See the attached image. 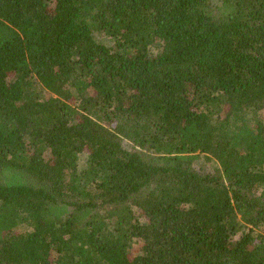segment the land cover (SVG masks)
Wrapping results in <instances>:
<instances>
[{
  "label": "trees",
  "instance_id": "1",
  "mask_svg": "<svg viewBox=\"0 0 264 264\" xmlns=\"http://www.w3.org/2000/svg\"><path fill=\"white\" fill-rule=\"evenodd\" d=\"M0 264H264V0H0Z\"/></svg>",
  "mask_w": 264,
  "mask_h": 264
},
{
  "label": "rangeland",
  "instance_id": "2",
  "mask_svg": "<svg viewBox=\"0 0 264 264\" xmlns=\"http://www.w3.org/2000/svg\"><path fill=\"white\" fill-rule=\"evenodd\" d=\"M97 40L101 43H103L104 45H111V41L107 38H105L104 36L100 35V34H97ZM122 146L125 147V148H128L129 147V144L125 141L122 142ZM84 158L85 156L83 154L79 155L78 156V161H77V166L78 167H84L85 166V161H84ZM201 164H203L204 162L201 160L200 161ZM205 167V170H210V167H211V164H207L205 163L204 165H202ZM19 230H23L24 229V226H20L18 228ZM139 249V242H134L133 245H131V253H130V256L134 255L135 253H137Z\"/></svg>",
  "mask_w": 264,
  "mask_h": 264
}]
</instances>
